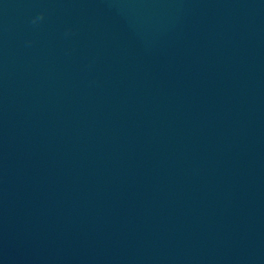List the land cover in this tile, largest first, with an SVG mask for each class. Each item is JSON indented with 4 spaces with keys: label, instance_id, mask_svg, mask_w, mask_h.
Masks as SVG:
<instances>
[{
    "label": "water",
    "instance_id": "water-1",
    "mask_svg": "<svg viewBox=\"0 0 264 264\" xmlns=\"http://www.w3.org/2000/svg\"><path fill=\"white\" fill-rule=\"evenodd\" d=\"M0 264H264V0H0Z\"/></svg>",
    "mask_w": 264,
    "mask_h": 264
}]
</instances>
